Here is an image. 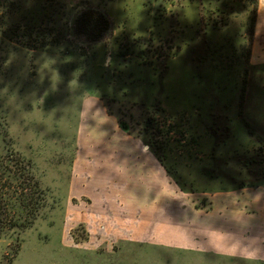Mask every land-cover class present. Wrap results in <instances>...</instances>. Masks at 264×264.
I'll list each match as a JSON object with an SVG mask.
<instances>
[{
	"label": "rangeland",
	"instance_id": "374dc122",
	"mask_svg": "<svg viewBox=\"0 0 264 264\" xmlns=\"http://www.w3.org/2000/svg\"><path fill=\"white\" fill-rule=\"evenodd\" d=\"M84 12L107 20L103 40L77 39ZM89 98L158 148L173 207L191 214L215 195L263 187L264 0H0V162L13 152L32 165L24 175L0 163L13 224L0 264H264L203 253L174 216L141 223L106 207L98 220L72 190L79 139L100 117ZM159 107L150 124L146 109ZM169 225L182 231L173 240L159 236Z\"/></svg>",
	"mask_w": 264,
	"mask_h": 264
},
{
	"label": "crops",
	"instance_id": "0c3cea01",
	"mask_svg": "<svg viewBox=\"0 0 264 264\" xmlns=\"http://www.w3.org/2000/svg\"><path fill=\"white\" fill-rule=\"evenodd\" d=\"M86 105L88 113L95 110L100 117L91 120L96 133L84 128L87 133L79 139L72 190L75 196L90 198L98 220L107 219L106 207L130 208L134 217L139 212L141 223H163L174 216L185 230L165 226L159 233L163 239L173 240L179 231L203 253L264 263V186L215 195L210 207L191 214L173 207L177 191L157 156L125 133L97 98H89Z\"/></svg>",
	"mask_w": 264,
	"mask_h": 264
},
{
	"label": "trees",
	"instance_id": "16d2710c",
	"mask_svg": "<svg viewBox=\"0 0 264 264\" xmlns=\"http://www.w3.org/2000/svg\"><path fill=\"white\" fill-rule=\"evenodd\" d=\"M254 11H257L256 9ZM254 22L255 18L253 19V22L251 24V31L253 32L254 30ZM244 93L245 90H243L242 95H241V106L243 105V100H244ZM159 109V111H162V108H153L151 111L146 109V114H147V121L151 124L152 123V118H153V113L156 112V110ZM120 122V121H119ZM147 122V123H148ZM121 124V123H120ZM245 126L250 130L251 133L256 135L254 131L251 129V125L249 122L244 121ZM124 128L126 127V124H122ZM149 127L150 125H146ZM146 127V128H147ZM151 128V126L149 127ZM149 133V131H147ZM128 134H131L132 132L130 130H127ZM151 137V144L155 145L156 143L162 142L161 136L157 135L154 132L150 133ZM259 139L262 141V139L259 137ZM264 145V141H263ZM154 154L157 156L158 160L161 162L162 166L164 169H166L167 173H169L167 166L164 163V157L161 156V154L158 152V148L155 149ZM1 166L4 168L8 173L11 174H24L29 173V170H31L32 165L31 163L23 158L20 154L18 153H13L11 152L10 154L6 155L3 157L1 160ZM264 175V173H262ZM4 186L1 183L0 180V236L1 234L8 229L9 227H12V219L10 216V211L8 208V204L5 198V192H4ZM244 187H247L246 185ZM208 204V200H203L202 204L200 206H197V208H203L206 207ZM29 227V226H28Z\"/></svg>",
	"mask_w": 264,
	"mask_h": 264
},
{
	"label": "flooded vegetation",
	"instance_id": "af4514ba",
	"mask_svg": "<svg viewBox=\"0 0 264 264\" xmlns=\"http://www.w3.org/2000/svg\"><path fill=\"white\" fill-rule=\"evenodd\" d=\"M91 14V13H90ZM87 12L81 13L75 21L77 39L103 40L108 32V22L99 13H94L93 18Z\"/></svg>",
	"mask_w": 264,
	"mask_h": 264
}]
</instances>
